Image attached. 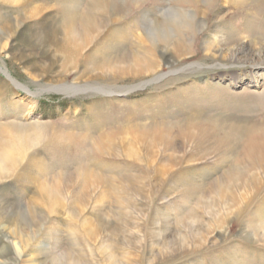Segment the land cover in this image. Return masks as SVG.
<instances>
[{
  "label": "rangeland",
  "instance_id": "374dc122",
  "mask_svg": "<svg viewBox=\"0 0 264 264\" xmlns=\"http://www.w3.org/2000/svg\"><path fill=\"white\" fill-rule=\"evenodd\" d=\"M259 50L264 0H0V264H264Z\"/></svg>",
  "mask_w": 264,
  "mask_h": 264
},
{
  "label": "bare ground",
  "instance_id": "6f19581e",
  "mask_svg": "<svg viewBox=\"0 0 264 264\" xmlns=\"http://www.w3.org/2000/svg\"><path fill=\"white\" fill-rule=\"evenodd\" d=\"M65 27L64 28L67 31V38L64 42L68 43V47H69L68 49H70L71 52L72 51L74 52L75 50H77L80 47L82 49L84 41L82 42L81 40L84 39L85 42H87V44H89L92 41L91 32L95 31L96 28H98V24H97V21L95 20V17L92 15V13H88V15H86V17H83L80 19L79 26L76 24L75 20L74 21L69 20L68 23L65 25ZM48 37H50V36H48ZM239 50L241 51L240 52L241 54H245V52L248 49L246 47H241ZM67 51H69V50H67ZM78 52H80V51H78ZM258 52H259L258 53L259 58L262 60V62L258 63L257 67H260L262 70V68L264 69V50H259ZM130 60H131V63H133L132 66L135 67V71H137V72L142 73L143 71H146L149 68V67H147L148 64H147L145 58L141 57L137 53H133L132 56L130 57ZM71 87H77V86H67L65 84L64 85H57V86H52V87H45V88H43L44 89L43 91H45V92L54 91V92L62 93L64 91L65 92L69 91V89H73ZM78 88L79 87L74 88V89H78ZM40 131H41V128H39V127L35 128V130L32 132L26 131V133H33V134H31V135L29 134L26 137L21 136L22 138L20 137L17 140L18 143L20 144L19 146H22V147L25 146V148L26 147L30 148V146L34 145L36 143V141L38 140V138L40 137V134H39ZM2 151L0 152V179L1 180L3 179V177H5V175L7 176V174H9L11 170L13 171L14 167L17 168L18 167L17 164L20 162L19 159L17 158L18 154L16 152L13 151L11 154H9V152L4 154L3 153L4 151L3 152ZM8 171H9V173H8ZM59 186L61 187L60 184H59ZM61 191H62V189H61ZM57 192H59V191H57ZM56 199H58V198H56ZM53 200H55V199H53ZM52 202L50 201V203H52Z\"/></svg>",
  "mask_w": 264,
  "mask_h": 264
}]
</instances>
